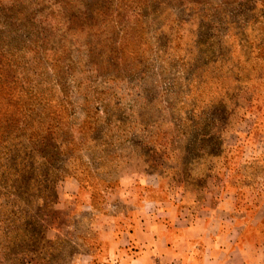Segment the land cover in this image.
<instances>
[{"label":"rangeland","instance_id":"374dc122","mask_svg":"<svg viewBox=\"0 0 264 264\" xmlns=\"http://www.w3.org/2000/svg\"><path fill=\"white\" fill-rule=\"evenodd\" d=\"M216 203L264 264V0H0V264Z\"/></svg>","mask_w":264,"mask_h":264},{"label":"crops","instance_id":"0c3cea01","mask_svg":"<svg viewBox=\"0 0 264 264\" xmlns=\"http://www.w3.org/2000/svg\"><path fill=\"white\" fill-rule=\"evenodd\" d=\"M164 217L129 218L120 236L100 247L111 264H247L241 228L230 207L216 203L193 213H164ZM144 215V213H141Z\"/></svg>","mask_w":264,"mask_h":264}]
</instances>
